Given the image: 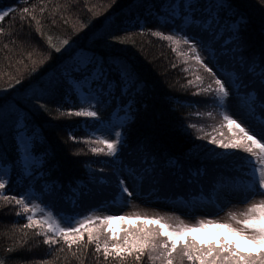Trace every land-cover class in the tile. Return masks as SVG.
<instances>
[{"label": "trees", "instance_id": "16d2710c", "mask_svg": "<svg viewBox=\"0 0 264 264\" xmlns=\"http://www.w3.org/2000/svg\"><path fill=\"white\" fill-rule=\"evenodd\" d=\"M233 2L244 20L229 19V13L219 28H208L205 22L193 25L185 20L182 5L187 0H0V10L16 3L18 8L28 7L39 21L31 17L22 20V13L16 11L0 22L4 28L0 33V115L14 110L0 128V177L5 166L9 180L3 194L21 195L32 189L56 212L76 215L109 202L110 197L114 201L118 188L112 168L117 162L127 170H137L138 177L155 169V178L142 183L144 192L187 205L214 202L219 186L246 178L241 168L246 153L228 151L207 139H226L233 133L216 103L211 102L213 93L196 92L197 87L213 82L191 58L189 46L181 42L173 50L172 42L163 37L137 31L143 25L202 39L201 47L212 52L215 67L234 76L237 91L248 100L253 98L257 116L264 121V93L258 85L253 86L256 77L246 73L229 35L239 27L247 45L243 54L258 55L264 48V5L260 0ZM105 33L124 40L112 41ZM49 36L61 49L59 53L49 45ZM65 38L69 45L61 44ZM92 56L123 60L135 69L134 84L116 86L113 82L109 86L100 81L74 86L72 71ZM55 82L60 90L46 100L50 111L33 107L29 97ZM80 91L95 97L91 106L98 111V118L59 115L58 105L61 111L89 106L80 102ZM115 112L127 116L121 128L122 151L113 160L106 152L93 153L91 149L106 148L93 130ZM21 133L32 142L36 163L30 168L21 162ZM71 136L90 139L73 140ZM27 215L14 201L0 197V259L5 264H120L111 257L105 261L92 243L87 249L82 243L69 248L57 237V244H44L43 233L37 234L35 226L23 227ZM25 233L27 241L21 244ZM83 240L87 242L86 231ZM140 264H150L146 254Z\"/></svg>", "mask_w": 264, "mask_h": 264}, {"label": "snow or ice", "instance_id": "6c2138e0", "mask_svg": "<svg viewBox=\"0 0 264 264\" xmlns=\"http://www.w3.org/2000/svg\"><path fill=\"white\" fill-rule=\"evenodd\" d=\"M260 5H264V0H260ZM34 7L35 5H33ZM16 11L22 13L20 17L22 20L29 17L32 20H37V17L28 7L18 8L17 4L13 3L0 10V22ZM40 11L43 12L44 9L41 8ZM182 11H186L185 20L190 24L199 25L205 22L208 28H212L213 25L219 28L229 13L231 14L229 19L235 20L239 17L244 20V14L235 6L233 0H187V4L182 5ZM261 11L264 12V7L261 8ZM37 23H39L38 20ZM224 26L227 28V25ZM137 31L141 33L147 31L156 37H163L172 42L173 50L181 42L187 44L192 53L191 58L206 71L215 85V88H213V83H209L204 88L197 87L196 92L213 93L210 98L211 102L219 101L220 106L226 108L225 98L230 96L229 86L217 74L218 70L215 69V65H211L210 60L205 62V57L201 55L202 39L197 40L192 35H181L174 29L167 33L159 28L145 29L143 25H139ZM183 31L184 29H181V32ZM3 32L4 28L0 27V33ZM262 33H264V26H262ZM105 35L112 41L123 42L124 40L120 35L112 33H105ZM229 35L232 36L233 43L240 53L239 62L244 65L246 73L256 77V83L253 86L258 85L260 92L264 93V48L258 55L247 57L243 54L247 45L244 43L239 27H234ZM48 43L57 53L61 51L59 47L52 44L50 36ZM61 44L69 45V40L65 38ZM256 68L260 69L259 73H256ZM32 71L35 72L36 69L33 68ZM134 74L135 69L123 60L114 58L109 61L103 57L97 58L95 56L89 57L84 63L77 65L71 73L76 81L74 86L100 81L109 86L113 82L116 86L122 82L134 84ZM196 79L201 80L202 78L197 76ZM16 83L19 84L20 81L17 80ZM188 83L191 84L192 81ZM11 86L9 85V87ZM59 90V82L50 83L47 88L40 89L39 94L33 93L29 97V101L38 110L50 111L46 100L56 95ZM92 99L95 97L89 93L80 100L81 103H88V107H67L61 111L58 105L57 111L60 116L98 118V111L93 110L91 106ZM261 99L264 100V96H261ZM13 115L14 110H9L0 115V128ZM222 116L229 130L233 131V135L227 139H220L215 136H208L207 139L221 148L242 150L249 154L244 158V163L241 165L246 177L241 193V200L245 204V208L240 211H228L227 219L220 221L205 217L198 218L195 223H186L174 213L165 215L136 214L132 216L123 214L119 216H91L89 214V218L81 217L78 222H75V226H72L73 221L69 220L62 227L61 222L57 221L49 211L46 216H41L39 219L34 215H27V224L23 227L35 226L37 234L43 233V243L50 246L58 243L57 237L62 238L64 244H67L69 248L73 244L82 243L83 247L87 249L88 243H92L95 245L94 251L97 255L102 251L105 261L111 257L118 260L120 264H128L129 261L140 264L145 254L150 264H264V198L258 202L250 199L257 195L264 197V122L259 124V131H256L255 127L248 124L247 121L238 122L237 119L233 118V115L229 114L228 110L223 111ZM261 116L264 117V107L261 109ZM245 124L247 126H244ZM21 127L23 126L21 125ZM121 137L122 133L119 130L110 132L108 138L98 137L99 142L106 148L93 147L91 151L93 153L106 152L115 160L122 151L123 140ZM71 138L73 140L90 139V137L78 138L76 136H71ZM154 173L155 169H152V174L146 170L144 175L138 178L137 170L129 169L127 173H124L122 168H118L113 175L117 181V188L122 194H126L125 200L127 202L134 194L131 185L142 186L143 181L155 178ZM8 183L9 180L0 177V197L5 201H14L25 213L35 214L37 205L34 202H28L27 195L3 194ZM114 219L136 221L137 223L130 224L117 236L116 232L110 230V226L104 227ZM92 221H99L100 225L86 227V225H91ZM85 231L87 232V242L83 240ZM201 233L204 235H200ZM26 241L27 233L24 234L20 243L23 244ZM0 264H5V260L0 259Z\"/></svg>", "mask_w": 264, "mask_h": 264}, {"label": "rangeland", "instance_id": "374dc122", "mask_svg": "<svg viewBox=\"0 0 264 264\" xmlns=\"http://www.w3.org/2000/svg\"><path fill=\"white\" fill-rule=\"evenodd\" d=\"M201 55L205 57V62H208L210 60L211 65H215L213 54L211 51L201 47ZM215 69L218 70L217 74L227 82V85L230 89V96L225 98L226 108L221 107L219 101L216 102L221 115L223 111L228 110L229 114L233 115V118L237 119L238 122H241V120H245L248 124H252L253 127H255L256 131H259V124L264 121L261 120V117L257 116L258 107L257 105H255L257 103L253 100V98L249 97L251 99L248 100L244 97L243 94L237 91L235 79L231 73L223 72L216 67ZM80 93L83 95V97L88 95L87 93H84L82 91H80ZM94 101L95 99L91 100L92 103H94ZM126 116V114L122 115L116 112L111 114L105 122L100 124L95 130H93V134L96 137L104 136L105 138H108L109 133L113 132L114 130H119L122 133L121 128L123 127ZM244 126L247 125L245 124ZM230 132L233 133V131ZM231 136L232 135H228L226 139ZM112 138L115 137L112 136ZM19 147L21 150L22 164L26 165L27 168H30L33 164L36 163V160L31 150V139L24 133H21L19 136ZM228 151L230 150L228 149ZM248 155L249 154L246 153L245 157H247ZM118 168H122L124 173H127L129 171L126 168L122 167L121 163L119 162H117L113 166L112 171L115 172ZM2 172V177L7 179L8 170L5 166H3ZM245 181L246 178H243L236 184L232 183L219 186L217 192L213 194V198L215 200L214 202L206 200L199 202L195 201L192 205H187L180 201L169 202L166 200L158 199L154 193L147 195L142 189V186L133 184L131 185V187L132 189H134V194L131 199L127 200V202L125 200L126 194H122L118 189L116 190V194L114 195V201H110L112 199V197H110L109 202L98 204L97 207L93 209L91 208L85 213L76 215L56 212L50 205L44 203L43 200L39 198L37 193H35L32 189L26 190L23 194L27 195L28 202H34L37 205V212L35 214L28 212V215H34L37 219H39L41 216H46L48 212L51 211L52 216L57 221L61 222L62 227L65 226L69 220L73 221L72 226H75V222H78L81 217L89 218V214H91V216H119L121 214L132 216L136 214L165 215L174 213L175 215L180 216L186 223H195L198 218L205 217L223 221L224 219H227L226 214L228 211L243 210L245 208V204L241 200V193L243 191V185ZM262 198L264 197L257 195L255 197H251L250 199L258 202ZM95 223L100 225L99 221H92L91 225ZM134 223L137 222L114 219L109 221L108 225L104 227L108 228V226H110V230L116 232L117 236H119V232L121 230ZM91 225H86V227ZM200 235L204 234L201 233Z\"/></svg>", "mask_w": 264, "mask_h": 264}]
</instances>
